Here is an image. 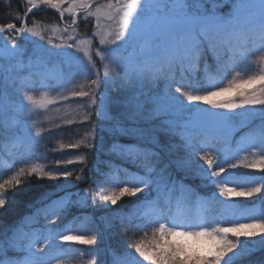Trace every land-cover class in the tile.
<instances>
[{
    "label": "snow or ice",
    "instance_id": "obj_1",
    "mask_svg": "<svg viewBox=\"0 0 264 264\" xmlns=\"http://www.w3.org/2000/svg\"><path fill=\"white\" fill-rule=\"evenodd\" d=\"M63 2L18 0L13 8L11 0H5L9 19L0 23V58L9 62L5 84L22 90L25 71L43 73L54 59L69 66L78 62L74 53L82 50L78 44L85 41L67 36L57 43L36 26H29L38 5L58 9L63 20ZM76 9L97 20L101 15L99 7L91 11L92 0H72L68 11L73 14V25L77 24ZM117 17L118 28L111 39L97 31L94 38L99 37L100 47L84 53L88 64L82 74L88 77L90 90L72 93L90 101L82 105L81 125H87L88 131L80 142L62 147H83L84 152L57 159L47 170L40 165L20 167L10 179L0 182L3 210L11 203L9 193L20 188L25 177L63 182L55 183L52 193H45L41 200L44 219L50 226L32 231L12 226L6 230L11 232L6 239H2L6 232L0 233V252L4 255L0 264H62L63 242L96 245L103 235L99 231L94 236L71 234L67 228L57 231V221L74 206L99 211V221L108 232L118 226L127 231L131 226L147 236L146 230H151L148 244L137 241L127 245L122 254L113 251V264H233L234 258L264 250V212L257 218L256 205L244 207L239 199L257 194L264 197V55L259 57L257 71L247 78H241L245 69L240 67L245 62L257 64L249 58L264 53V0H233L228 16L194 14L189 0L150 4L127 0L108 18ZM207 54H211L212 64ZM93 57L112 65L103 81ZM89 70L95 72V78ZM121 73L125 87L131 90L130 97L121 100L101 95L98 103L95 96L101 83L114 82ZM161 79L167 81L163 92L154 87ZM25 101L35 103L23 90L19 104L4 107L0 136L21 146L26 163L36 156L34 149L44 134L39 129L33 134L26 128L23 137L16 136L17 126L33 115ZM237 117L260 120L257 134L249 137L246 145L251 160L245 157L231 162L236 153L230 149H214L208 139L199 145L195 142L196 134L210 136ZM100 132L110 138L106 148L98 142ZM99 152L106 158L100 159ZM196 156L198 160H194ZM74 163L82 167H67ZM238 169L258 170L262 175L257 179ZM193 172L202 187L214 190L204 196L194 193L190 202L187 198L174 199L173 194L178 188L184 190L183 181ZM79 183L89 186L75 193L69 191ZM57 191L64 195L57 196ZM125 198L129 201L122 204ZM216 205L223 211L210 215ZM143 207L154 209L153 214L145 216L137 210ZM91 219L95 223L94 215ZM9 252L19 255L8 256Z\"/></svg>",
    "mask_w": 264,
    "mask_h": 264
},
{
    "label": "rangeland",
    "instance_id": "obj_2",
    "mask_svg": "<svg viewBox=\"0 0 264 264\" xmlns=\"http://www.w3.org/2000/svg\"><path fill=\"white\" fill-rule=\"evenodd\" d=\"M100 1V0H99ZM97 0H92V12L96 11L99 7L101 15L97 20L96 16H87L80 9H76L77 22L80 19H88L94 24L90 38H82L78 36V41H85L84 44H78L81 51H76L74 55L78 58L77 61L69 66L68 64H62L57 60H53L47 65L46 70L43 73H37L35 70L32 72L25 71L23 73L24 89H18L13 87L10 83L5 84L3 77L8 75L9 62L3 58H0V119L4 118L3 109L5 106H12L19 104L21 98V91L26 90L33 96L35 103L27 102L29 109L33 113L30 119L26 122H21L16 128V136L23 137L26 134V128L31 129L34 134L38 129L44 134V139L38 146L36 156L28 158L27 162H24L22 157V149L19 144L9 143L7 137H2L0 141V182L3 179H10L20 167L29 168L32 165H40L48 169V166L54 165L57 159H69L74 158L77 154L83 153L84 148L69 149L62 147V145H69L80 142L85 133L88 131L87 125H81V121L84 117L85 103H90L88 98H80L73 96L72 93L76 91H88L90 90V81L86 75L82 74L84 66L88 64V58L84 54L85 51L91 49L93 52L97 50L99 46V37L94 34L99 31L105 37L111 39L115 31L118 28L117 17L114 20H110L108 17L114 15L115 9L127 3V0H106L100 3ZM164 2L161 0H145L146 4ZM167 2V0L165 1ZM72 0H64L60 6L64 11V16H67V20L62 27L48 28L44 26H36L43 32L46 38H53L55 42L59 43L60 40L67 39V36H74L71 28L73 14L68 11L71 7ZM191 11L194 14H215L219 16H228L232 12L233 1L231 0H189ZM40 6V5H39ZM51 6V5H46ZM124 9L121 8V15H123ZM99 23V29L96 28V24ZM67 29V33H65ZM38 39V38H36ZM88 41L93 43L88 44ZM24 42H22L23 44ZM31 51V48H29ZM264 53L257 52L251 56L250 60H255L257 64H241L240 67L245 69L242 71L241 78H247L248 75L254 74L259 65V57ZM96 62V68L99 70L100 79L103 81L105 73H110L112 65L106 60L103 63L99 62V57H93ZM209 64H212L211 54H207ZM107 66V67H106ZM186 70L191 71L186 65ZM90 71L92 78H95V72ZM201 78H204V71L201 67L199 70ZM179 78V77H177ZM18 84L20 81L17 82ZM167 81L164 79L159 80L154 86L156 90L163 92L165 90ZM187 90V89H186ZM101 95L111 96L112 98L119 97L121 100H127L131 95V90L125 87V81L123 79V73L119 77L114 78V82L107 84L101 83L100 87L96 90V100L99 103ZM62 97H67L63 99ZM206 107V106H205ZM261 106H256L259 109ZM68 121H74L72 124H68ZM95 122V120H94ZM259 118L252 120H243L237 117L230 125H224L216 129L210 136L198 133L195 136V142L199 145L203 140L208 139L214 149H230L236 153L235 159L231 162H236L247 157L251 160L253 157L250 155V149L246 147L249 137L257 134L259 128ZM239 149V150H238ZM215 154V153H214ZM103 158L106 157L102 153ZM196 156L194 160H198ZM202 163V162H201ZM67 167L71 169H79L82 165L72 164ZM196 165L193 163V169ZM240 173H247L250 176H255L257 179L262 175L258 170L250 169H238ZM74 178V177H73ZM72 178V179H73ZM190 184H185L184 190L177 189L173 194L174 199L187 198L189 202L194 199V192L190 186L198 187L202 192L199 194L204 196L214 189L204 188L201 186V181L195 173H190L187 177ZM251 186V185H249ZM243 202L244 207H251L256 205L257 218L259 213L264 212V197L259 194L254 195L251 198H239ZM145 216L153 214L154 209L151 207H143L137 209ZM223 209L219 206H213L210 209V215H217L222 212ZM101 215V214H100ZM242 222H250L249 220H243ZM119 225V222H117ZM71 234H85L87 236L97 235V232L103 233L102 237L98 238L96 245H84L77 241L63 242L62 248L64 249L63 255L60 257L62 264H113V251L117 255L122 254L127 245L137 241H144L148 244L152 239L151 230L147 231L145 236L144 231L137 230L129 226V230L125 231L122 227H117L112 232L105 230L104 224L101 225L92 220H87L79 225H71L66 227ZM65 229V228H64ZM64 229H57L62 231ZM191 242L192 238H178ZM243 239V237L241 238ZM56 243H61L56 241ZM131 252L132 249H127ZM237 258H234V260ZM147 264V262H145Z\"/></svg>",
    "mask_w": 264,
    "mask_h": 264
},
{
    "label": "trees",
    "instance_id": "obj_3",
    "mask_svg": "<svg viewBox=\"0 0 264 264\" xmlns=\"http://www.w3.org/2000/svg\"><path fill=\"white\" fill-rule=\"evenodd\" d=\"M99 1V0H97ZM106 0H100L99 2H105ZM166 1V0H161ZM233 1V0H231ZM13 8L18 6V0H11ZM23 0H19L22 3ZM8 16L6 15V4L5 0H0V23L8 21ZM67 20V16L61 20L60 11L52 6L38 5L37 9L34 10L33 14L29 20V26L38 25L48 28L62 27ZM80 19L77 24L71 28V32L74 36H79L82 38H90L92 31L94 29V24L86 19ZM23 41H21L22 43ZM100 136V141H102V146L107 147L110 142V138L104 135L102 132L98 133ZM0 141H2V136H0ZM13 143L9 141V143ZM99 158H103L102 152L97 154ZM91 159V158H90ZM90 166V165H89ZM74 180V178H73ZM55 183L61 182H49L47 180H37L32 177L29 180L27 177L20 188L16 189L14 193H9L11 196V203L6 210L0 209V233L6 232L12 226L20 225L25 228L26 231H32L33 229H43L46 224L50 226V221H45L42 211L41 200L45 193H52ZM183 183L190 184L189 180L184 179ZM89 184L79 183L69 189V191L75 193L80 189L88 187ZM194 193L200 194L202 191L196 186H190ZM57 196H62L64 193L56 192ZM73 200L76 199L75 196L72 197ZM129 198H125L121 201L122 204H127ZM119 207V205L117 206ZM100 212L92 208H81L72 207L66 216L62 217L57 221V229H64L71 225H79L87 220H92L91 217L94 215L96 217V223L101 225L99 221ZM73 217H78L74 222ZM11 232H6V235L2 239H6ZM18 253L9 252L8 256H17ZM3 252H0V259H3ZM233 264H264V250L254 251L251 255L245 256L243 259L237 258L234 260Z\"/></svg>",
    "mask_w": 264,
    "mask_h": 264
}]
</instances>
